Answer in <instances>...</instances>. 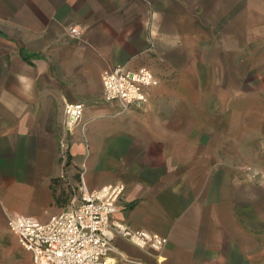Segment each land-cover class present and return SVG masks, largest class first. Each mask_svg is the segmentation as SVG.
Wrapping results in <instances>:
<instances>
[{
	"label": "crops",
	"instance_id": "crops-1",
	"mask_svg": "<svg viewBox=\"0 0 264 264\" xmlns=\"http://www.w3.org/2000/svg\"><path fill=\"white\" fill-rule=\"evenodd\" d=\"M118 65L159 80L145 104L104 100ZM83 167L124 185L112 220L167 240L116 238L115 264H264V0H0V264H31L8 219L60 213Z\"/></svg>",
	"mask_w": 264,
	"mask_h": 264
},
{
	"label": "built area",
	"instance_id": "built-area-1",
	"mask_svg": "<svg viewBox=\"0 0 264 264\" xmlns=\"http://www.w3.org/2000/svg\"><path fill=\"white\" fill-rule=\"evenodd\" d=\"M70 34L77 38L83 29L72 26ZM103 98L116 103L125 111L148 101L150 89L159 80L146 66L127 68L115 66L101 76ZM83 105L64 104V127L71 132L81 123ZM85 124L81 125L84 130ZM61 161L66 162L65 141L59 142ZM88 156V151L86 152ZM80 174L77 197L57 215L42 222L32 217L14 216L7 221L10 232L20 248L30 256L31 264H115V256L122 260L114 241L123 238L132 245L159 254L167 240L146 230H132L126 224L112 220L117 212L124 185L115 182L96 189L87 188Z\"/></svg>",
	"mask_w": 264,
	"mask_h": 264
}]
</instances>
